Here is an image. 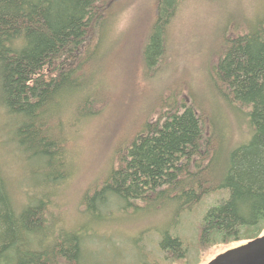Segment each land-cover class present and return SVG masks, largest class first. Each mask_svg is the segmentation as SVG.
<instances>
[{
    "label": "trees",
    "instance_id": "obj_1",
    "mask_svg": "<svg viewBox=\"0 0 264 264\" xmlns=\"http://www.w3.org/2000/svg\"><path fill=\"white\" fill-rule=\"evenodd\" d=\"M118 1L0 0V264L87 262L82 248L92 245L93 235L68 227L53 230L57 216L46 212L47 195L72 173L73 149L65 140L64 125L77 120L76 128L69 129L70 136L77 135L79 120L104 114L110 106L97 104L100 87L91 71L115 54V47H123L122 62L130 68L127 76L133 75L131 61L137 45L136 56H141L145 72L161 73L170 55L171 23L188 0H152L141 24L131 23L99 54L101 33L110 34L112 19L123 7V1ZM237 22L230 31L226 22L218 36L222 48L217 52L215 47L211 78L219 98L244 114L247 138L231 146L217 118L204 117L190 100H176L173 95L172 103L163 106L159 99L158 112L139 118V129L128 132L120 149L112 152L115 161L103 185L83 191L80 207L92 223L103 220L104 212L115 206L128 211L149 210L153 205L171 209L178 222L183 210L198 207L211 195L217 200L199 223L191 249L261 236L264 14ZM118 66L123 67L121 62ZM111 91L108 87L107 95ZM5 158L20 165L21 181L33 196L21 208L13 202L2 164ZM85 224H81L84 231ZM168 233H161L159 243L165 258H191L179 236Z\"/></svg>",
    "mask_w": 264,
    "mask_h": 264
},
{
    "label": "rangeland",
    "instance_id": "obj_2",
    "mask_svg": "<svg viewBox=\"0 0 264 264\" xmlns=\"http://www.w3.org/2000/svg\"><path fill=\"white\" fill-rule=\"evenodd\" d=\"M119 1H123V7L116 11L112 22L110 21V34L108 30H104L106 35L101 33L104 38L97 50L99 54L105 51L111 39L121 36L131 23H137V27L141 24L152 0ZM263 14L264 0H216L214 3L188 0L179 8L171 23L170 30L173 35L168 43L170 55L166 57V65L161 67V73L165 71L163 74L156 71L145 72L141 56H136L140 50L138 45L135 55H132L131 77L126 75L130 68L126 69L122 62L123 47H115V54L113 51L97 70L91 71L93 80L100 87L101 96L97 104L110 106L104 114L99 112L93 118L87 116L84 122L79 120L78 126L81 128L77 135L69 134L72 126V130L76 128L77 120L74 124L64 125L65 140L73 149L69 159L72 173L67 182L56 187L57 190L54 189L46 197L47 202L51 203L46 206V212L51 215L54 212L57 216L53 218V230H68V227L73 228L72 230L78 229L80 233L88 236L93 235L92 245L83 244L82 248L87 259L86 264H207L218 254L245 243L216 245L197 251L191 249L190 244L196 242V229L217 200V196L210 195L198 207L183 210L178 222L172 218L171 209L155 208L153 205L149 210L128 211L115 206L104 212L103 220H93L92 223L91 218L82 212L80 199L84 195L83 191L86 190L87 193L91 187L103 185V178L115 161L112 152L120 149L121 141L128 132L134 133L139 129V118L146 119L150 112H158L156 106L159 99H162L160 104L163 106L172 103L169 98L173 95L176 100H190L203 110L204 117L217 118L223 137L226 136L231 146L247 138L244 114L233 111L229 102L219 98L215 88L217 83L212 79L211 65L216 54L215 47L217 52L222 48L219 44L221 38L218 36L222 34L226 22H230V31L238 20L251 21ZM120 62L122 69L118 66ZM105 87L114 92L107 95ZM141 111L143 114H140ZM129 136L128 134L127 139ZM8 159L5 158L2 162L5 170L7 169L5 176L12 191L13 202L17 208H21L28 205L29 198L33 196L21 181L20 165ZM37 192L34 193L38 194ZM79 223H86L85 231ZM106 223L109 224L108 227L100 228ZM162 232L179 236L187 245L191 258L179 261L165 258L164 252L159 248ZM261 235H264V230Z\"/></svg>",
    "mask_w": 264,
    "mask_h": 264
},
{
    "label": "water",
    "instance_id": "obj_3",
    "mask_svg": "<svg viewBox=\"0 0 264 264\" xmlns=\"http://www.w3.org/2000/svg\"><path fill=\"white\" fill-rule=\"evenodd\" d=\"M207 264H264V235L218 254Z\"/></svg>",
    "mask_w": 264,
    "mask_h": 264
}]
</instances>
